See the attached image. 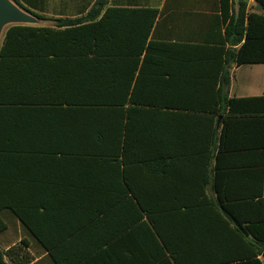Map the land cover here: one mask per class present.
Segmentation results:
<instances>
[{
  "label": "trees",
  "instance_id": "1",
  "mask_svg": "<svg viewBox=\"0 0 264 264\" xmlns=\"http://www.w3.org/2000/svg\"><path fill=\"white\" fill-rule=\"evenodd\" d=\"M13 1L52 23L11 24L0 43V233L7 228L4 209L28 225L25 172L30 155L37 153L31 149L29 133L38 110H49V123L55 127L65 115L77 112L80 136L85 146L98 149L94 154L122 156L125 163L142 155L147 169L167 168L166 157L159 154L160 138L170 139L179 130L171 124L160 127L155 119L163 114L171 117L170 109L191 108V80L167 78L163 66L155 62L191 57V40L214 42L222 65L213 112L223 123L220 133L213 129L214 149L219 142L215 157L220 163L223 153L236 150L245 158L251 156L244 167L256 170L258 191L231 194L219 187L217 199L191 207V217L235 222L254 235L249 242L254 253L223 258L198 255L193 240L187 254L186 248L180 251L182 243L172 246L164 235L161 246L149 208L155 228L148 226L154 237L150 247L143 250L140 242L117 240L116 258L121 264L123 256L126 264H264L259 257L264 251V95L230 97L228 93L233 65L264 63V0H256L262 12H245L248 0H239L240 12H228L231 0ZM182 14L212 20L216 35L191 37L187 28L165 29L168 20ZM193 50L206 55L203 48ZM140 115L147 121L139 128ZM187 211L181 215L189 216ZM247 219L252 222L242 225ZM31 260L26 239L6 250L0 247V264Z\"/></svg>",
  "mask_w": 264,
  "mask_h": 264
},
{
  "label": "crops",
  "instance_id": "2",
  "mask_svg": "<svg viewBox=\"0 0 264 264\" xmlns=\"http://www.w3.org/2000/svg\"><path fill=\"white\" fill-rule=\"evenodd\" d=\"M258 4L248 0L245 12H262ZM228 12H240L239 0L230 1ZM207 21L182 14L168 20L165 29L187 28L191 37H214V22ZM216 46L214 42L191 40V57L155 62L163 66L161 72L167 78L191 80V108L170 109L174 113L171 117L163 114L155 119L160 127L171 124L179 130L170 139L160 138L159 154L166 157L167 168L147 169L142 155L125 163L122 156L94 154L98 149L85 146L80 136L82 121L77 112L65 115L55 127L49 123V110H38L29 133L31 149L37 153L30 155L25 172L30 194L28 225L4 209L7 228L0 233V247L6 250L26 239L32 257L28 264H121L116 258L117 240L140 242L143 250L150 247L154 237L148 226L155 230L148 218L150 208L158 225L154 235L161 246L164 235L172 246L182 243L180 251L186 248L187 254L195 240L193 249L198 255H253L249 242L255 240L254 235L237 228L235 222L191 217V207L217 199L219 187L231 194L258 191L256 170L244 167L251 156L245 158L236 150L223 153L220 163L215 157L219 142L214 149L213 129L218 134L223 124L222 117L213 112L222 65ZM202 48L206 55L199 56L193 50ZM228 93L230 97L264 95V63L233 65ZM138 121L140 128L147 118L140 115ZM185 210L189 216L181 215ZM138 212L142 216L139 220ZM259 257L262 259V254ZM122 264H126L125 256Z\"/></svg>",
  "mask_w": 264,
  "mask_h": 264
},
{
  "label": "water",
  "instance_id": "3",
  "mask_svg": "<svg viewBox=\"0 0 264 264\" xmlns=\"http://www.w3.org/2000/svg\"><path fill=\"white\" fill-rule=\"evenodd\" d=\"M257 7L260 8L261 4H258ZM38 20L36 16L21 8L13 0H0V43L5 25L17 23L37 24ZM262 259L264 261V251L262 253Z\"/></svg>",
  "mask_w": 264,
  "mask_h": 264
},
{
  "label": "rangeland",
  "instance_id": "4",
  "mask_svg": "<svg viewBox=\"0 0 264 264\" xmlns=\"http://www.w3.org/2000/svg\"><path fill=\"white\" fill-rule=\"evenodd\" d=\"M50 23H52V21H49V20H40V19L37 22V24H50ZM8 26H9V24H7V25L4 26V28H3V34H4V31H5L6 27H8Z\"/></svg>",
  "mask_w": 264,
  "mask_h": 264
}]
</instances>
